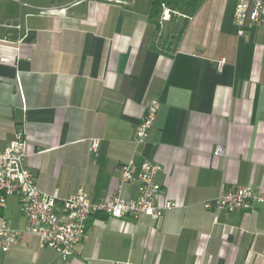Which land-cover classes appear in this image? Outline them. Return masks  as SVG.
<instances>
[{"label":"crops","instance_id":"crops-1","mask_svg":"<svg viewBox=\"0 0 264 264\" xmlns=\"http://www.w3.org/2000/svg\"><path fill=\"white\" fill-rule=\"evenodd\" d=\"M186 1L0 0V153L23 130L25 166L57 205L79 190L92 202L137 199L121 167L135 178L145 161L159 167L160 201L176 203L157 221L91 216L62 261L8 196L0 226L22 237L0 264H264V201L203 209L232 186L264 197V28L238 35L235 0ZM158 2L187 19L161 23ZM151 100L156 120L136 144Z\"/></svg>","mask_w":264,"mask_h":264},{"label":"built area","instance_id":"built-area-1","mask_svg":"<svg viewBox=\"0 0 264 264\" xmlns=\"http://www.w3.org/2000/svg\"><path fill=\"white\" fill-rule=\"evenodd\" d=\"M123 2L128 0H110ZM159 21L169 22L173 18L187 16L160 3ZM234 22L238 35L243 34L247 23L264 28V0H235ZM224 60L218 62L219 68ZM160 104L151 100L145 109L140 123L135 129L133 140L136 144H144L156 120ZM97 142H92L91 150L96 152ZM225 154L223 147L217 146L215 156ZM27 146L25 133L18 130L14 139L0 153V204L8 196L17 195L22 204V213L26 219V233L37 237L40 246L53 250L62 260L67 261L75 253V247L83 240L88 228L89 218L106 216L114 219L141 216L157 221L163 214L176 208V203L169 200L160 201L161 186L155 184L154 177L159 167L145 161L134 178L129 166H122L120 185L137 181L139 196L135 200L124 199L118 195L106 202H92L87 194L79 190L76 194L57 205L55 196L42 193L35 185L33 173L25 166ZM264 201L263 195L252 186H232L224 188L220 195L203 204L207 212H248L255 204ZM22 237V233L14 231L6 222L0 226V251L8 252Z\"/></svg>","mask_w":264,"mask_h":264},{"label":"trees","instance_id":"trees-1","mask_svg":"<svg viewBox=\"0 0 264 264\" xmlns=\"http://www.w3.org/2000/svg\"><path fill=\"white\" fill-rule=\"evenodd\" d=\"M192 3H193L192 0H187V1H186V5H187V4L189 5V4H192ZM157 4L159 5L160 2H158Z\"/></svg>","mask_w":264,"mask_h":264}]
</instances>
